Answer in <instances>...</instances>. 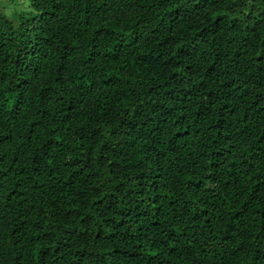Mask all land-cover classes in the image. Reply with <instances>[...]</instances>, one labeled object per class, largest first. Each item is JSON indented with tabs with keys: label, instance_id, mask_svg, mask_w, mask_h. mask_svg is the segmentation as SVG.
Returning <instances> with one entry per match:
<instances>
[{
	"label": "trees",
	"instance_id": "trees-1",
	"mask_svg": "<svg viewBox=\"0 0 264 264\" xmlns=\"http://www.w3.org/2000/svg\"><path fill=\"white\" fill-rule=\"evenodd\" d=\"M15 1L0 264H264V0Z\"/></svg>",
	"mask_w": 264,
	"mask_h": 264
},
{
	"label": "rangeland",
	"instance_id": "rangeland-1",
	"mask_svg": "<svg viewBox=\"0 0 264 264\" xmlns=\"http://www.w3.org/2000/svg\"><path fill=\"white\" fill-rule=\"evenodd\" d=\"M4 6L6 7V13L9 14V11H11L12 9L16 8V7H19L20 6V9H23V8H26L28 6V1L26 2V4L23 6L21 5V0H17L15 1L14 4H6L4 3ZM2 9H5V8H2Z\"/></svg>",
	"mask_w": 264,
	"mask_h": 264
},
{
	"label": "clouds",
	"instance_id": "clouds-1",
	"mask_svg": "<svg viewBox=\"0 0 264 264\" xmlns=\"http://www.w3.org/2000/svg\"><path fill=\"white\" fill-rule=\"evenodd\" d=\"M9 15H10V13H9Z\"/></svg>",
	"mask_w": 264,
	"mask_h": 264
}]
</instances>
